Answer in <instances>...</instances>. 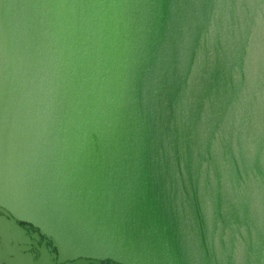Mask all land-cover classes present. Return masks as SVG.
<instances>
[{"label": "water", "instance_id": "obj_1", "mask_svg": "<svg viewBox=\"0 0 264 264\" xmlns=\"http://www.w3.org/2000/svg\"><path fill=\"white\" fill-rule=\"evenodd\" d=\"M0 262L264 264V0H0Z\"/></svg>", "mask_w": 264, "mask_h": 264}, {"label": "flooded vegetation", "instance_id": "obj_2", "mask_svg": "<svg viewBox=\"0 0 264 264\" xmlns=\"http://www.w3.org/2000/svg\"><path fill=\"white\" fill-rule=\"evenodd\" d=\"M19 224H21L22 225V223H19ZM0 264H3L2 262H0Z\"/></svg>", "mask_w": 264, "mask_h": 264}]
</instances>
